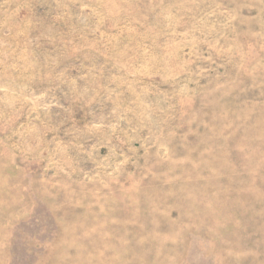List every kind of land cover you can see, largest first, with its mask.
I'll return each mask as SVG.
<instances>
[{
    "label": "rangeland",
    "instance_id": "obj_1",
    "mask_svg": "<svg viewBox=\"0 0 264 264\" xmlns=\"http://www.w3.org/2000/svg\"><path fill=\"white\" fill-rule=\"evenodd\" d=\"M0 264H264V0H0Z\"/></svg>",
    "mask_w": 264,
    "mask_h": 264
}]
</instances>
